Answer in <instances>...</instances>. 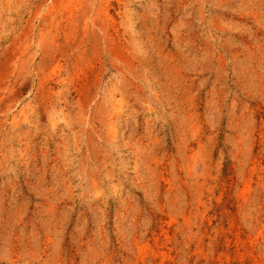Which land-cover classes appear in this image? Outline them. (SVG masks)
Returning a JSON list of instances; mask_svg holds the SVG:
<instances>
[{
    "label": "rangeland",
    "instance_id": "rangeland-1",
    "mask_svg": "<svg viewBox=\"0 0 264 264\" xmlns=\"http://www.w3.org/2000/svg\"><path fill=\"white\" fill-rule=\"evenodd\" d=\"M0 264H264V0H0Z\"/></svg>",
    "mask_w": 264,
    "mask_h": 264
}]
</instances>
